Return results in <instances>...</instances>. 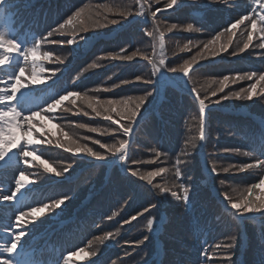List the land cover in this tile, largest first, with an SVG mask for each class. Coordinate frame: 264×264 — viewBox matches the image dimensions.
Masks as SVG:
<instances>
[{
    "label": "trees",
    "instance_id": "16d2710c",
    "mask_svg": "<svg viewBox=\"0 0 264 264\" xmlns=\"http://www.w3.org/2000/svg\"><path fill=\"white\" fill-rule=\"evenodd\" d=\"M170 4L171 0H4L0 5V31L20 42L21 53L39 41L36 67L38 72L44 69L32 83L30 53L27 64L18 65L16 52L10 65L0 67V81L18 74L24 85L16 94L19 100L5 105L21 113L11 127L15 130L6 127L0 139V148L5 150L0 160V245L7 242L10 246L11 236L25 232L21 238L25 250L20 249L14 260L264 264V212L255 211L260 212L256 219L245 216L260 208L264 199L260 163L264 161V81L260 80L264 75V32L260 31L264 0H177L176 5ZM69 17L72 24L66 23ZM93 23L99 26L92 27ZM173 24L177 27L172 28ZM188 24L193 28L188 29ZM149 32L154 35L148 36ZM103 34L110 35L98 37L83 50L84 40ZM224 44L227 48L221 50ZM134 52L137 55L132 56ZM161 52L165 64L154 73L152 62L160 67ZM127 56L132 59L125 60ZM193 57L189 73L182 74L180 67ZM19 59L22 62L23 55ZM19 67L25 71L19 73ZM226 75L227 85L217 91ZM206 81L215 83L205 90ZM253 84L255 88H250ZM241 89L243 96L251 92L252 98L229 96ZM69 92L79 95L49 109V104ZM84 95L97 101L128 100L129 107L140 103L130 134L123 132L129 123L126 116L101 109L97 117L81 99ZM140 97H144L142 102ZM196 97L206 104L203 133ZM73 98L76 103L72 104ZM117 107L123 110V105ZM242 109L248 113L238 112ZM32 112L36 115L26 119ZM23 122L27 130L20 136ZM80 124L87 127L80 128ZM67 138L101 153L104 160L69 152ZM29 139L32 144L27 143ZM122 140L129 144L117 153ZM9 151L15 158L7 157ZM24 151L33 155L25 158ZM121 154L124 160L119 159ZM45 165L55 171H46ZM244 165L249 167L241 170ZM151 172L159 174L143 179ZM21 173L28 179L17 190L15 181ZM181 185L188 189V204ZM5 196L13 199L5 201ZM219 197L228 205L243 201L248 211L235 214ZM33 208L42 211L32 213ZM21 212L28 215L17 221ZM61 219L67 221L59 223ZM49 223L54 230L49 231ZM8 257L5 253L4 258Z\"/></svg>",
    "mask_w": 264,
    "mask_h": 264
},
{
    "label": "snow or ice",
    "instance_id": "6c2138e0",
    "mask_svg": "<svg viewBox=\"0 0 264 264\" xmlns=\"http://www.w3.org/2000/svg\"><path fill=\"white\" fill-rule=\"evenodd\" d=\"M182 2V0H181ZM253 3H256L257 0H252ZM177 4V0H171V4L169 5V7H171L172 5H176ZM0 5H4V0H3V3L0 4ZM262 12H264V8L261 9ZM124 16H127L129 15L128 12H124L122 13ZM77 16L80 15V13H76ZM155 15V14H153ZM72 17H69L68 18V21H66L67 24H72ZM237 24L240 23V21H237L236 22ZM260 23L261 24H264V15H261L260 16ZM99 25L97 23H93L92 24V27H98ZM64 25H61V28H63ZM74 29H75V26H73ZM177 26L175 24L172 25V28H176ZM188 29H192L193 28V25L192 24H188L187 25ZM235 28V25H233V29ZM80 30H83V28H81ZM196 31H199V29H196ZM261 32H264V28H261L260 29ZM52 33L49 32L48 33V36H51ZM148 36H153L154 34L149 32L147 33ZM163 36H164V33L161 32L160 33V48L161 50H163L164 48V43H163ZM216 39L218 40L219 39V36L216 37ZM252 39V35L251 33H249V36H248V40L251 41ZM69 44L72 43V41H69L68 42ZM20 42H18L16 39H7L6 38V34L3 32V31H0V67L2 66H6V65H10L11 62H12V52H16V60H17V64H27L28 62V55L30 53L31 57H32V83H36L37 82V76L40 74V73H43L44 72V69L43 67H40L39 69V72L37 71V60H36V54H37V48L39 47L40 45V42L39 41H36L35 43V46L32 47L31 49H25L23 53L20 52ZM185 47H187V45H185ZM248 47V43H245L244 44V48L246 49ZM205 48H208V45L205 44ZM227 48V45L224 44V45H221V50H224ZM244 49H240V51H243ZM23 55L24 57V60L21 62L19 57ZM137 55V53H133L132 56H135ZM212 55H216L215 52H212ZM132 56H127V57H124L125 60H131L132 59ZM49 58V54L48 53H45L44 54V59H48ZM57 59H59V57H57ZM147 59V57H146ZM195 57L192 58V60L190 61H185L183 63V65L180 67L179 71L182 73V74H185L187 75L189 73V69L192 67V65L195 63ZM153 64V72L154 73H159L161 72V67L165 64V60L163 58V53L161 52V57L159 59V65L160 67L157 66V63L155 60H153L152 62ZM197 67H200L199 65H197ZM18 71L19 73H23L25 71V68L24 67H19L18 68ZM169 71H172V72H175L176 69H169ZM193 71H195V69H193ZM240 79H245L247 78V76H240L239 77ZM140 77H136V80L137 81H140ZM21 80V76L18 75V74H13L11 77H9V79L7 81H0V85L2 84H8L10 85L9 87H0V139H2L3 137V134L6 130V127L8 129H10L13 124L16 122L17 118L21 116V113L19 111H17L16 107L15 106H8L7 108L5 107V105H10V102H12L14 99L16 100H19V97L16 95L17 92H19L22 88H24V85L21 84L19 81ZM260 80L264 81V75H261L260 76ZM229 81V76H224L222 80L219 81L221 87L219 89H217V91H223V88L227 85V82ZM215 83V81H213ZM125 84H127L128 82L125 81L124 82ZM196 81H193V84H195ZM203 87V86H202ZM250 88H255V85H251ZM193 92L196 91L195 87L192 89ZM245 90L244 89H241L240 92H236V93H229V96H235L236 98H239V99H251L252 98V93L249 92L247 96H243L242 93H244ZM11 93V94H9ZM216 93L214 92L213 95H215ZM76 95H79L78 93H72V92H69L67 95H61L59 97V99H56L54 100L53 103L49 104L48 107L49 109H52V108H55L57 107L58 105L62 104L64 101L68 100L69 97H75ZM81 99H83L87 104H88V107H90L92 109V111L95 113V115L97 117L101 116L102 114V111L104 113H115L117 116H121V117H127L129 123L126 125V126H123V132L125 135H129L130 132L133 130V124H132V121H134L137 117V112L140 108V103H136L135 105H133L132 107H129V101L128 100H124V101H121V100H108V101H97L95 100V98H92V97H88L87 95H84L81 97ZM144 99V97H140L139 98V101L142 102ZM196 99L198 100V105H199V111L201 113V118H200V125H201V132L203 133L204 132V126H205V111H206V104H205V100L204 99H199V97H196ZM72 101H75L76 103V99L73 98L71 100V103ZM74 103V104H75ZM73 104V103H72ZM120 105H123V110L119 109L117 106H120ZM102 109V111H101ZM9 113H12V115H9ZM36 113L35 112H32L31 116L27 117L26 119H31L32 116H35ZM86 115V114H85ZM106 119L108 120H111L112 119V116L111 115H107L105 117ZM80 128H85L87 127L86 125L84 124H80L78 125ZM92 132H97L98 129L97 128H91L90 129ZM204 136L202 135L201 136V139H203ZM97 143H99V141H96ZM28 144H32L29 143V141H27ZM129 144V141L128 140H122L120 142V146L118 149L115 150V152L117 153H121L123 151L126 150V146ZM76 145L77 146H69L68 147V151L69 152H73L75 151L76 153H87V154H90L92 157H95L97 158L98 160L102 161L104 160V157L101 155V153L99 152H95L93 151L92 148L90 147H86V146H82L80 144H78L76 142ZM61 147H63V145H61ZM104 147H107L108 148V151L109 152H112L113 149L111 146H107L105 145ZM227 151V150H226ZM22 155L27 158L31 155H33L32 152H28V151H24L22 152ZM244 155H250V153H244ZM5 157V150L3 148H0V160H3ZM119 159L120 160H124L125 159V156L123 154H121L119 156ZM42 163H44L42 161ZM262 166H264V161H261L260 162ZM249 166L248 165H244L242 166L241 170H243L244 168H248ZM45 170L46 171H55L54 169L51 168V166H48V165H45ZM160 172L163 171V169H160L159 170ZM225 172L228 171V169H224ZM59 175V173H57ZM135 175V173H133ZM159 173L158 172H151L149 173L147 176L143 177V179L145 180H149L151 176H155V175H158ZM177 176L180 175V172H179V169H177ZM27 177L21 173L20 174V177L19 179H17L15 181L16 183V186H17V190L20 189V187L27 181ZM221 183H223V181H221ZM261 183H264V180H261ZM181 187L183 188L184 190V201L186 204L189 203V197H188V189L186 187H184L183 185H181ZM255 187V186H253ZM172 196L173 197H176L177 194L175 192L172 193ZM179 198V197H177ZM3 199L5 201L7 200H11L13 199V197H9V196H5L3 197ZM229 199V201L231 200V198H227ZM241 204H243V208L241 207ZM45 208L48 207V205H44ZM231 208L232 209H235L238 213H240L241 215H243L244 212L248 211V205L246 203H243V201H241V203H231ZM262 207L260 208H256L254 209L253 211H260V212H264L261 210ZM32 213H39L40 211H42L41 209H37V208H33L31 209ZM28 215L27 212H21L20 215H18L16 217L17 221H20L21 218L23 216H26ZM153 224V221L152 220H149L148 221V225L149 227H151ZM10 231H12L13 233L15 232V229L14 228H11ZM25 236V232L24 231H20L19 234H15L13 236L10 237V240H11V245L10 246H6V245H0V264H39V261L38 260H35L33 259L31 262H22L21 260L19 259H13V256L14 255H19L20 254V249L22 247H24V245H22V237ZM143 241H141L140 243H142ZM17 244H19V248L17 247ZM5 253H8L9 254V257L7 259L4 258V254Z\"/></svg>",
    "mask_w": 264,
    "mask_h": 264
},
{
    "label": "clouds",
    "instance_id": "9594fccd",
    "mask_svg": "<svg viewBox=\"0 0 264 264\" xmlns=\"http://www.w3.org/2000/svg\"><path fill=\"white\" fill-rule=\"evenodd\" d=\"M211 83H214V82H213V81H206V82L204 83V85H203V88H204L205 90H207L208 86H209ZM73 102H75V101H72V103H73ZM85 114L87 115V113H85ZM64 135L67 137V134H66V133H65ZM28 141H29V143L32 142L31 139H29ZM66 143H67L68 145H70V146H77V145H76V141L73 140V139H71V138H67V139H66ZM262 184H264V183H262ZM260 207L264 208V199H261V201H260Z\"/></svg>",
    "mask_w": 264,
    "mask_h": 264
},
{
    "label": "rangeland",
    "instance_id": "374dc122",
    "mask_svg": "<svg viewBox=\"0 0 264 264\" xmlns=\"http://www.w3.org/2000/svg\"><path fill=\"white\" fill-rule=\"evenodd\" d=\"M89 43H90V38L84 40V41L82 42V46H83V48L86 47L87 45H89ZM110 121H113V120L111 119ZM25 122H29V121H28V120H25ZM25 122H23V126H22V127H19V132H20L22 135H23V134L26 132V130H27L26 125H24ZM11 130H15V129H14V128H11ZM80 154L84 156L83 153H79V154H76V155H80ZM230 207H231V206H230ZM232 210H233L235 213L237 212L235 209H232ZM252 217L256 218V217H257V214L253 215Z\"/></svg>",
    "mask_w": 264,
    "mask_h": 264
}]
</instances>
